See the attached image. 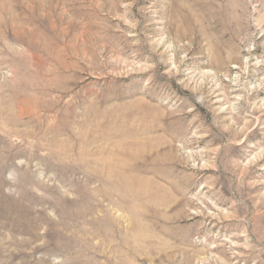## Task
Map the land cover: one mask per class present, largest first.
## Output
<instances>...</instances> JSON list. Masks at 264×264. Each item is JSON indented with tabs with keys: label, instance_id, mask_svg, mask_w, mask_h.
Instances as JSON below:
<instances>
[{
	"label": "rangeland",
	"instance_id": "rangeland-1",
	"mask_svg": "<svg viewBox=\"0 0 264 264\" xmlns=\"http://www.w3.org/2000/svg\"><path fill=\"white\" fill-rule=\"evenodd\" d=\"M0 264H264V0H0Z\"/></svg>",
	"mask_w": 264,
	"mask_h": 264
}]
</instances>
